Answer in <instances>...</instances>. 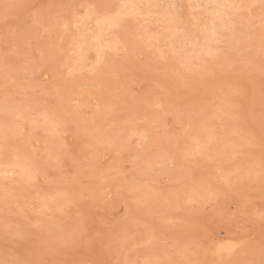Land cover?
I'll return each instance as SVG.
<instances>
[{
    "label": "rangeland",
    "instance_id": "rangeland-1",
    "mask_svg": "<svg viewBox=\"0 0 264 264\" xmlns=\"http://www.w3.org/2000/svg\"><path fill=\"white\" fill-rule=\"evenodd\" d=\"M128 1L0 0V262L259 264L264 181L247 171L260 154L262 0L242 40L204 53L169 39L157 4L199 39L217 25L201 6ZM76 225L84 238L58 243Z\"/></svg>",
    "mask_w": 264,
    "mask_h": 264
},
{
    "label": "bare ground",
    "instance_id": "bare-ground-1",
    "mask_svg": "<svg viewBox=\"0 0 264 264\" xmlns=\"http://www.w3.org/2000/svg\"><path fill=\"white\" fill-rule=\"evenodd\" d=\"M184 1H185V6H187V7L201 6V8L204 12L208 11L210 18L217 20V25H214L212 23H208L203 30L201 39H199L200 37L196 38V36L194 35L195 34L194 32H196V31H195V29H193L191 27L189 28V22L188 21H183L182 30L180 32H176L175 31V29L177 27L176 23H178L181 20H179L178 16L175 14L173 9H171V3H168L167 6H165V8H162L163 6L157 4V6L159 7L158 20L160 19L166 25L169 39L171 41H177L181 48H185L186 46H188V44H190L192 50L197 51L199 53H204L206 50L209 49L212 42L217 41L219 39H222L224 41H230V40H234V39L242 40L243 39L242 37L244 36L243 35L244 31L240 30L239 27L242 26V24L244 23L243 20L246 19L247 17H250L251 21L259 23L258 20H259L260 15L251 11V8H250V2L253 0H194L193 2L188 1V0H184ZM125 4L129 5L128 7H126V9H127V8H130L134 5V1L129 0ZM240 8L244 9L245 10L244 14H246V16H244L242 19L238 15ZM250 15H252V17ZM260 26H261V30H263L262 32L264 33V21L262 22V24H260ZM255 133L260 135L258 133V131H255ZM255 136H256V134H255ZM257 141H259V140H257ZM45 174L47 175V173H45ZM166 178L167 177H165V179ZM256 204H257V202H256ZM261 205L264 206V204H261ZM207 207H209V206H207ZM238 221H240V220H238ZM240 222H238L239 225H240ZM241 224H242V222H241ZM242 228H243V226H242ZM239 229L240 228H238L237 230H239ZM240 230H242V229H240ZM233 241H239V240H233ZM243 241H244V239H243ZM221 242L218 240L216 242L214 241V245L212 247V252L217 257L222 256V255L217 254L218 249L222 248ZM228 255H230V254H228ZM230 256H232V255H230ZM185 257H184V259H185ZM223 258H226V257H223ZM174 260H175V258H174Z\"/></svg>",
    "mask_w": 264,
    "mask_h": 264
},
{
    "label": "snow or ice",
    "instance_id": "snow-or-ice-1",
    "mask_svg": "<svg viewBox=\"0 0 264 264\" xmlns=\"http://www.w3.org/2000/svg\"><path fill=\"white\" fill-rule=\"evenodd\" d=\"M129 5L125 4L124 7H128ZM262 10H264V0H262L261 4ZM264 19V17H262ZM7 101V97L5 98ZM50 123L55 126V121L50 120ZM256 145V136L255 134L250 135L247 140L245 147L251 149L254 148ZM259 147H260V154H259V162L257 165V162L255 158H252L249 168L247 171V175L251 177L252 175L255 174L256 168H259V177L262 181H264V106H262L261 114H260V135H259ZM51 159V157H50ZM59 161L57 160V163ZM21 173L27 177L28 179H31L34 175L37 173L28 165H24L21 168ZM230 177H225V183L230 182ZM259 220L262 226H264V211L260 213ZM86 229L80 225H76L72 228L71 233L69 234L68 237L61 238L58 243H66V242H72L76 243L84 238ZM225 249L220 248L218 249L217 254L219 255H224L225 254ZM261 260L259 261V264H264V242H262V248H261ZM3 264H72L70 261H55V262H48V261H39V260H11V261H5ZM96 264H102V262H96ZM126 264H129V262H126ZM130 264H138V262H130ZM144 264H174L172 261L165 262L163 260H146L144 261ZM251 264H257V262L252 261Z\"/></svg>",
    "mask_w": 264,
    "mask_h": 264
},
{
    "label": "clouds",
    "instance_id": "clouds-1",
    "mask_svg": "<svg viewBox=\"0 0 264 264\" xmlns=\"http://www.w3.org/2000/svg\"><path fill=\"white\" fill-rule=\"evenodd\" d=\"M0 264H3V262H0Z\"/></svg>",
    "mask_w": 264,
    "mask_h": 264
}]
</instances>
